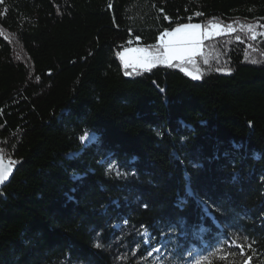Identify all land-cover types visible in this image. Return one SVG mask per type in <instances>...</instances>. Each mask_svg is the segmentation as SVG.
Returning <instances> with one entry per match:
<instances>
[{
	"label": "trees",
	"instance_id": "16d2710c",
	"mask_svg": "<svg viewBox=\"0 0 264 264\" xmlns=\"http://www.w3.org/2000/svg\"><path fill=\"white\" fill-rule=\"evenodd\" d=\"M185 22L235 28L203 43L199 79L124 68ZM246 25L264 0H3L0 264H264V35Z\"/></svg>",
	"mask_w": 264,
	"mask_h": 264
},
{
	"label": "snow or ice",
	"instance_id": "6c2138e0",
	"mask_svg": "<svg viewBox=\"0 0 264 264\" xmlns=\"http://www.w3.org/2000/svg\"><path fill=\"white\" fill-rule=\"evenodd\" d=\"M2 2L3 0H0V3ZM243 27H246L248 32L251 33V39L255 40L257 38V33L255 32L256 26L246 25ZM226 29L229 32L235 31V28L231 24L227 25ZM224 32L225 27L216 23L211 24L209 29H204L199 23H180L175 28H172L171 31H163L159 36L158 46H154L151 50L148 48H135L121 52L119 56L125 69L131 68L133 71L137 69L149 71L157 65H167L169 67H179L181 71L195 80L200 78L201 69L197 64L196 58L202 55L201 50L204 40L209 38L213 33L218 35ZM236 39L239 40L240 37L237 36ZM130 53L133 55H130ZM204 63L208 64V60L205 59ZM125 75H131V73L126 71ZM85 136L88 137V142L97 140L94 132H87ZM85 136H81L80 140L85 141ZM85 146H87V142ZM14 163L15 161H9L6 164L3 156L0 155V184H4L8 180L12 171L11 165ZM113 166L112 163H109L108 171H112ZM116 174L118 176L121 175L119 171ZM231 243L239 249L240 256L247 255L244 244H239L235 241H231ZM94 246L97 248L102 247L99 243ZM247 247L250 249L251 245ZM229 255L234 256L235 254L229 253ZM221 259H226V257H221ZM252 259L251 255H247V259L244 260L243 264H251ZM196 264H213V261L208 257H203L197 259Z\"/></svg>",
	"mask_w": 264,
	"mask_h": 264
},
{
	"label": "rangeland",
	"instance_id": "374dc122",
	"mask_svg": "<svg viewBox=\"0 0 264 264\" xmlns=\"http://www.w3.org/2000/svg\"><path fill=\"white\" fill-rule=\"evenodd\" d=\"M185 23H195V22H185ZM178 25V24H177ZM176 25V26H177ZM175 26V27H176ZM255 26V25H254ZM174 27V28H175ZM210 28V27H209ZM209 28H204V29H209ZM172 29H170V30H168V31H171ZM255 32L257 33V36L259 35V34H264V28H262V29H260V30H258L257 29V27H255ZM225 33H229V31H227V30H225V32L224 33H221V34H215V33H213L209 38H206L205 40H204V42L206 41V40H208V39H210V38H213V37H217V36H220V35H222V34H225ZM244 33H247V34H249L250 32H248V30H244ZM203 42V43H204ZM158 44H159V41H158ZM158 44L156 45V46H158ZM135 48H148L149 50H151L153 47H144V46H139V47H132V48H129V49H127V50H130V49H135ZM124 51H126V50H124ZM123 51V52H124ZM202 52H203V45H202V50H201ZM130 55H133L132 53H130ZM120 57V56H119ZM198 57V56H197ZM197 59V58H196ZM122 62V61H121ZM174 63H176V62H174ZM122 64H123V62H122ZM163 66H167V65H163ZM179 68V67H178ZM180 69V68H179ZM86 142H87V146L88 145H90V144H92V143H94L95 141H93V142H88V137L87 136H85V141H82V143H83V145L85 146L86 145Z\"/></svg>",
	"mask_w": 264,
	"mask_h": 264
},
{
	"label": "water",
	"instance_id": "95a60500",
	"mask_svg": "<svg viewBox=\"0 0 264 264\" xmlns=\"http://www.w3.org/2000/svg\"><path fill=\"white\" fill-rule=\"evenodd\" d=\"M0 155L3 156V159H4L5 163L7 164L9 162V160L1 152H0ZM11 168H12V171H11V174L9 175L8 180H6L4 182V184H0V192L10 182V180H11L13 174H14V166H13V164L11 165Z\"/></svg>",
	"mask_w": 264,
	"mask_h": 264
}]
</instances>
